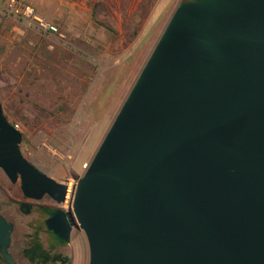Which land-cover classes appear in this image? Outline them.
Here are the masks:
<instances>
[{"label":"water","instance_id":"95a60500","mask_svg":"<svg viewBox=\"0 0 264 264\" xmlns=\"http://www.w3.org/2000/svg\"><path fill=\"white\" fill-rule=\"evenodd\" d=\"M22 142L0 105V169L63 206ZM70 204L44 233L55 250L82 232L88 264H264V0L177 4ZM13 229L0 206L4 264Z\"/></svg>","mask_w":264,"mask_h":264},{"label":"rangeland","instance_id":"374dc122","mask_svg":"<svg viewBox=\"0 0 264 264\" xmlns=\"http://www.w3.org/2000/svg\"><path fill=\"white\" fill-rule=\"evenodd\" d=\"M11 1L0 0V105L8 121L21 127L24 157L69 184L62 206L69 211L73 187L181 0H15L54 24L55 33L27 27ZM98 2L105 5L98 18L113 32L93 17ZM0 183L9 185L1 170ZM18 188L13 185L15 202L21 199ZM0 203L5 216L17 220L18 244L24 216L18 205L6 203L1 189ZM70 248L74 264H88L84 235Z\"/></svg>","mask_w":264,"mask_h":264},{"label":"flooded vegetation","instance_id":"af4514ba","mask_svg":"<svg viewBox=\"0 0 264 264\" xmlns=\"http://www.w3.org/2000/svg\"><path fill=\"white\" fill-rule=\"evenodd\" d=\"M3 174L9 183L7 187L2 186L0 183V189L6 203L11 207L18 205V212L24 216L23 219L19 220L21 232L19 243L16 244L14 236L18 229L16 224L17 220H11L7 218L3 213L4 205L3 203H0L2 214L9 222L14 224V229L11 236V244L9 247V251L14 260L18 264L19 262L17 257H21L27 262V264H74L75 256L70 246L77 237H83V233L74 229V233L71 237V243L65 247L57 248L55 250L50 249V245L47 243V239L49 237L46 233H44V230L46 229L44 225L46 216L44 215L43 211L59 207L63 209V207L58 206L50 197L47 196L41 201H35L26 198L21 190L20 182H18V190L21 192V199H18L15 202V189H13V185L15 184L10 181L4 172ZM39 244H43L41 250H39ZM54 259H56V261H54Z\"/></svg>","mask_w":264,"mask_h":264},{"label":"built area","instance_id":"2783aa9c","mask_svg":"<svg viewBox=\"0 0 264 264\" xmlns=\"http://www.w3.org/2000/svg\"><path fill=\"white\" fill-rule=\"evenodd\" d=\"M11 8L13 12H16L18 14H21L23 17L24 23L27 27H31L34 24H37L42 29L49 31V32H57L58 28L52 24L47 22V20L42 17L40 14L37 13V11L30 5H20L17 1L12 0L11 1ZM14 129L21 132V127L19 124H12Z\"/></svg>","mask_w":264,"mask_h":264},{"label":"trees","instance_id":"16d2710c","mask_svg":"<svg viewBox=\"0 0 264 264\" xmlns=\"http://www.w3.org/2000/svg\"><path fill=\"white\" fill-rule=\"evenodd\" d=\"M102 7L105 8V5L102 2H98L95 5H93V17L95 18L97 23H99L100 25L104 26L108 31L113 32V28H112V26L110 24L106 23V21H101L98 18L99 10ZM11 124H13V123H11ZM0 260H2L1 257H0Z\"/></svg>","mask_w":264,"mask_h":264},{"label":"bare ground","instance_id":"6f19581e","mask_svg":"<svg viewBox=\"0 0 264 264\" xmlns=\"http://www.w3.org/2000/svg\"><path fill=\"white\" fill-rule=\"evenodd\" d=\"M41 161H42V162H44V160H43V159H42Z\"/></svg>","mask_w":264,"mask_h":264}]
</instances>
